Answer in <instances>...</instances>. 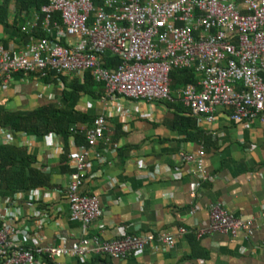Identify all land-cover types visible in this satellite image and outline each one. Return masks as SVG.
<instances>
[{"label": "built area", "instance_id": "obj_1", "mask_svg": "<svg viewBox=\"0 0 264 264\" xmlns=\"http://www.w3.org/2000/svg\"><path fill=\"white\" fill-rule=\"evenodd\" d=\"M22 18L20 29L29 40L19 45L0 42V89L15 74L53 72L56 82H61L59 76L82 79L89 71L103 85L101 101L113 110L98 114L90 126L77 125L85 142L68 154L72 168L64 192L68 217L83 231L102 214L98 198L79 191L91 159L103 165L106 153H116L119 147L112 138L116 124L109 120L111 115L117 113L121 130L128 129L131 110L123 109L116 102L119 98L136 103L173 100L170 71L193 68L198 80L177 89L174 99L196 120L213 121L217 107L225 108L234 122L264 115V0H47L39 9L22 11ZM38 32L43 36L37 37ZM106 55L118 63L105 66ZM0 132L3 142L27 147L17 139L26 133L14 137L1 127ZM55 137L49 132L43 139L52 146ZM203 155L200 148L195 158L186 156L194 159L199 178L204 174ZM198 185L196 181L193 186ZM53 190L35 187L0 195V264H60L59 259L84 261L93 254L123 259L147 248L153 252L170 248L178 237L191 232L178 226L175 231L129 233L107 241L84 236L68 244L65 239L42 243L40 232L32 231L28 223L39 229L50 221L52 211L56 222L62 208L53 205ZM260 214L264 217V205ZM251 223L212 203L207 223L192 232L197 238L213 232L235 237L241 230L250 231Z\"/></svg>", "mask_w": 264, "mask_h": 264}, {"label": "crops", "instance_id": "obj_2", "mask_svg": "<svg viewBox=\"0 0 264 264\" xmlns=\"http://www.w3.org/2000/svg\"><path fill=\"white\" fill-rule=\"evenodd\" d=\"M10 34V28L0 25V39ZM8 42L21 44L16 39ZM62 83H45L35 75L15 74L9 85L0 89V105L32 109L42 101L58 100ZM116 102L131 110L126 117L128 129L122 131L117 113L111 115L109 120L119 125L112 133L113 141L119 143L117 152L106 153L103 165L91 159L79 191L96 196L102 214L86 231L68 217L64 192L72 168L70 159L66 164L61 160L64 140L57 136L50 146L43 136L17 137L35 156L37 167L50 173V188L56 190L53 205L62 208L56 222L52 211V218L43 227L37 229L32 221L28 223L32 231L40 232L41 242L57 244L65 239L68 244L84 236L107 241L123 234L164 233L185 226L191 232L178 237L170 248L156 252L147 248L123 259L93 256L100 255L105 264H264V217L260 214L264 205V115L234 122L225 108L217 107L213 121L196 120L205 135L203 140L195 139L193 129H187L190 134L186 138L171 127L174 110L163 101L136 103L119 98ZM135 105L139 110H134ZM79 106L97 115L113 112L110 105L108 110L101 99L91 100L86 94ZM3 140L4 133L0 132V142ZM67 146L71 153L76 145L69 139ZM200 148L204 150L201 178L194 173V159H186L188 155L195 158ZM196 181L197 187L193 186ZM212 203H220L234 216L251 220L250 231L241 230L235 237L213 232L197 238L192 230L207 223ZM59 262L64 264L66 260Z\"/></svg>", "mask_w": 264, "mask_h": 264}, {"label": "trees", "instance_id": "obj_3", "mask_svg": "<svg viewBox=\"0 0 264 264\" xmlns=\"http://www.w3.org/2000/svg\"><path fill=\"white\" fill-rule=\"evenodd\" d=\"M13 1V12L11 10ZM241 1V0H237ZM98 3L99 0H94ZM47 0H1L0 1V25L10 28L11 34L6 39H0L4 45L9 39H16L19 43L29 40V37L20 29L23 23L22 11L29 12L31 9H39ZM11 18V20H10ZM54 18L59 20V14H54ZM43 36L42 32L36 34ZM105 66L113 67L118 63V59L109 55L104 57ZM21 75V73H20ZM30 75L37 76L42 82H56L57 77L53 72H38ZM171 97L175 98L177 89L198 80V75L193 68L172 69L169 73ZM63 82L61 98L55 101H42L37 107L32 109H10L0 105V127L10 131L15 137L21 133L32 134L42 137L49 132H54L64 140V154L61 158L64 164L68 158L69 139H73L75 145L85 142V135L76 129L77 125L85 124L90 126L97 114L90 110H84L79 106L80 99L86 94L91 100L100 99L103 94L102 83L96 82L92 74L88 71L84 77L59 76ZM174 110L171 127L176 128L179 133H183L188 138L187 129L195 130V139H205L196 125V118L190 114L182 103L169 100H162ZM119 129V125H116ZM67 149V150H66ZM65 166V165H64ZM51 176L37 167L35 156L29 152L26 146L18 145L14 142H0V195L6 196L14 192L26 193L35 187H51ZM64 264H105L100 255H94L88 260L79 258H64ZM47 264H57L47 262Z\"/></svg>", "mask_w": 264, "mask_h": 264}]
</instances>
